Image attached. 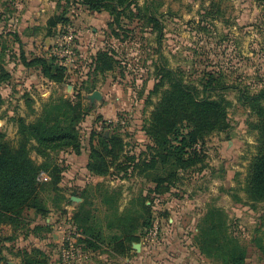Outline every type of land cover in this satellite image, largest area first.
Listing matches in <instances>:
<instances>
[{"label":"rangeland","instance_id":"1","mask_svg":"<svg viewBox=\"0 0 264 264\" xmlns=\"http://www.w3.org/2000/svg\"><path fill=\"white\" fill-rule=\"evenodd\" d=\"M135 3L143 15L146 3L152 5V11L163 25L161 33L145 19L123 18V29L119 30L117 39L109 28L113 20L110 14L92 13L75 0L69 3L63 0L62 6L57 7V12H65L70 21L58 26L57 41L50 44L40 41L23 44L13 32L0 29L1 60L11 75L7 82L0 84L3 98L0 131L7 140L17 144L15 119L36 120L50 100L75 99L80 93L83 107H92L80 123L82 154L77 155L71 148L50 152L49 160L64 168V173L58 190L49 187L43 193L49 212L32 225L42 228L28 231L0 226V264H23L21 251L33 248L47 254L48 264H214L200 254L194 243L198 224L208 207H218L227 213L231 231L239 236L247 251V264H264V256L254 242L255 236L264 234L261 219L264 203L254 209L232 196L247 200L246 179L250 163L258 152V134L250 126L256 118L238 100L237 91L226 94L233 103L228 117L230 130L212 133L206 142L207 167L202 171L183 172L170 192L149 195L148 188L154 184L138 174L129 179L89 174L91 135L103 130V121L116 124L122 120L127 151L140 154L146 150L150 139L143 126L158 101L149 94L160 63L185 71L189 80H197L205 71L215 69L222 71L230 84L246 85L253 90L264 87V0H135ZM212 11H220V17L208 16ZM66 37H71L67 46L73 56L70 60L60 57L67 69L63 83L46 78L40 67H26L22 63V52L29 59L56 56L54 53L61 49L59 44H65ZM106 48L116 49L121 68L98 75L96 89L89 92L90 65L95 54ZM95 91H100L102 100H90ZM31 157L39 165L47 159L36 151H32ZM40 177L41 182L49 180L45 173ZM106 190L118 195L121 212L135 206L134 198H149L146 203L153 213L152 228L159 227L157 236L150 235L152 228L140 229L136 232L140 240L126 243L125 253L119 251L124 246L122 238L113 248L86 253L82 250L77 258L65 262L63 250L70 243L81 247L78 239L82 235L73 225V217L86 197L92 201L91 209L101 224L106 226L115 218L103 203L101 192ZM105 231L111 235L118 233L116 228L105 227Z\"/></svg>","mask_w":264,"mask_h":264},{"label":"trees","instance_id":"2","mask_svg":"<svg viewBox=\"0 0 264 264\" xmlns=\"http://www.w3.org/2000/svg\"><path fill=\"white\" fill-rule=\"evenodd\" d=\"M56 1L58 8L62 6L63 0ZM75 1L92 13L105 11L110 14L113 20L109 28L117 39L120 37L119 30L123 29V18L145 19L147 24L162 32L163 25L149 3H146V13L143 15L135 0ZM133 7L137 10L134 11ZM219 13L212 11L207 15L212 14L216 19L220 17ZM4 21L5 13L0 12V26ZM69 21L65 12H57L48 21L47 36L54 37L58 26H64ZM117 56L116 49L109 48L100 49L95 54L88 73L89 92L96 89L98 75L121 68ZM1 57L0 84H3L11 75L4 68ZM21 61L26 67H40L42 74L56 83L61 84L67 78V69L57 56L29 59L22 52ZM155 74V84L149 97H157L158 101L154 103L150 117L143 126L150 139L146 150L140 154L127 151L122 120L116 124L103 121V130L91 135L87 163L89 174L92 177L117 175L120 179H129L138 174L154 184L153 188L148 189L149 195L170 192L180 181L183 172L202 171L207 167L206 142L212 133L230 130L228 117L233 103L226 94L235 90L238 100L256 118L250 126L258 134V152L250 163L246 179L244 191L247 200L235 194L232 196L254 209L264 203V87L253 90L246 85L230 84L228 77L215 69L205 71L197 80H189L185 77V71L171 69L164 62L157 65ZM81 98L82 95L78 93L75 99L59 97L50 100L44 105L42 114L32 122H27L23 117L15 119L18 128L16 145L0 131V226H9L14 230L25 228L28 231L42 228L32 225L49 212L43 193L49 187L58 190L64 173V168L49 160L50 152L71 148L81 155L84 150L80 123L92 107H83ZM2 104L0 93V109ZM32 151L47 158L46 161L42 165L37 164L31 157ZM41 173L48 175L47 182H41ZM101 196L107 211L116 219L110 220L106 226L101 224L91 209L92 201L86 197L73 217V225L82 235L78 244L85 253L105 251V247L113 248L124 238L121 242L124 246L119 251L125 253L126 243L140 240V236L136 235L138 230L148 231L154 225L151 206L146 203L149 198L136 199L134 207H127L121 212L117 194L106 190L101 192ZM261 219L264 224V214ZM105 227L116 228L118 233L107 234ZM197 228L194 243L202 256L214 264H247V251L239 236L231 231L227 213L223 209L208 207ZM254 242L264 256V234L255 236ZM21 253L24 256L23 264H48L47 254L39 248L24 249Z\"/></svg>","mask_w":264,"mask_h":264},{"label":"crops","instance_id":"3","mask_svg":"<svg viewBox=\"0 0 264 264\" xmlns=\"http://www.w3.org/2000/svg\"><path fill=\"white\" fill-rule=\"evenodd\" d=\"M0 12L5 13L0 29L13 32L23 44L57 41V36L48 37L46 33L48 21L57 13L55 0H0Z\"/></svg>","mask_w":264,"mask_h":264},{"label":"built area","instance_id":"4","mask_svg":"<svg viewBox=\"0 0 264 264\" xmlns=\"http://www.w3.org/2000/svg\"><path fill=\"white\" fill-rule=\"evenodd\" d=\"M71 37H66V39H64L65 44H59L61 49L57 51L58 53H54L56 54L57 57L60 58L61 56H63V58L65 57L69 60L71 59L73 54L69 50V47L67 46V43L71 40ZM158 231H159V227L154 226V228H152L150 231V235L153 237H156L158 234ZM82 252L83 251L80 246H78L76 243H70L69 247L63 250V260L65 262H70L71 260H74L75 258H77L78 255H81Z\"/></svg>","mask_w":264,"mask_h":264},{"label":"water","instance_id":"5","mask_svg":"<svg viewBox=\"0 0 264 264\" xmlns=\"http://www.w3.org/2000/svg\"><path fill=\"white\" fill-rule=\"evenodd\" d=\"M90 100L92 102H95L96 100L100 101L102 100L103 96L102 94L100 93V91H95L92 95L89 96ZM138 249H140V245L136 244L135 245Z\"/></svg>","mask_w":264,"mask_h":264}]
</instances>
